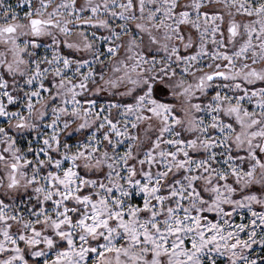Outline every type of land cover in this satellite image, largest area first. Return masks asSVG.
Masks as SVG:
<instances>
[{"label":"snow or ice","instance_id":"1","mask_svg":"<svg viewBox=\"0 0 264 264\" xmlns=\"http://www.w3.org/2000/svg\"><path fill=\"white\" fill-rule=\"evenodd\" d=\"M0 264H264V0H0Z\"/></svg>","mask_w":264,"mask_h":264},{"label":"rangeland","instance_id":"2","mask_svg":"<svg viewBox=\"0 0 264 264\" xmlns=\"http://www.w3.org/2000/svg\"><path fill=\"white\" fill-rule=\"evenodd\" d=\"M8 2H12V3H15V0H8Z\"/></svg>","mask_w":264,"mask_h":264}]
</instances>
